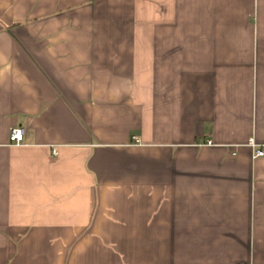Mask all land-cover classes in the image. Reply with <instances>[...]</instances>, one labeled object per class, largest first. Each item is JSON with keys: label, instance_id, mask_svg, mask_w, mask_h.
Wrapping results in <instances>:
<instances>
[{"label": "crops", "instance_id": "crops-1", "mask_svg": "<svg viewBox=\"0 0 264 264\" xmlns=\"http://www.w3.org/2000/svg\"><path fill=\"white\" fill-rule=\"evenodd\" d=\"M257 150L264 0H0V264H264Z\"/></svg>", "mask_w": 264, "mask_h": 264}, {"label": "built area", "instance_id": "built-area-1", "mask_svg": "<svg viewBox=\"0 0 264 264\" xmlns=\"http://www.w3.org/2000/svg\"><path fill=\"white\" fill-rule=\"evenodd\" d=\"M26 135V130L24 127H14L10 131V142L16 146L22 144L24 142ZM251 146H255V141H250ZM54 155L57 156L58 152L54 151ZM264 156V150H257L255 157H263Z\"/></svg>", "mask_w": 264, "mask_h": 264}]
</instances>
